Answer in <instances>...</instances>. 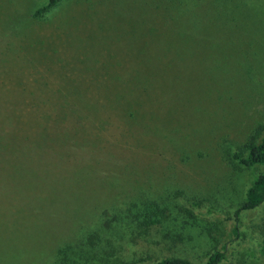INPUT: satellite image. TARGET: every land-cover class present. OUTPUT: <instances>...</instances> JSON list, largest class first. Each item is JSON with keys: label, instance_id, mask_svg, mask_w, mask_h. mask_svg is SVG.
<instances>
[{"label": "rangeland", "instance_id": "obj_1", "mask_svg": "<svg viewBox=\"0 0 264 264\" xmlns=\"http://www.w3.org/2000/svg\"><path fill=\"white\" fill-rule=\"evenodd\" d=\"M47 2L0 0V264H204L264 172V0Z\"/></svg>", "mask_w": 264, "mask_h": 264}, {"label": "trees", "instance_id": "obj_2", "mask_svg": "<svg viewBox=\"0 0 264 264\" xmlns=\"http://www.w3.org/2000/svg\"><path fill=\"white\" fill-rule=\"evenodd\" d=\"M57 0H48V2L40 7L36 13L40 14L52 7ZM246 153L240 158V162L250 167L253 165H264V133L257 139L254 135L242 147ZM234 156L239 158V153L235 152ZM264 203V172L258 174L252 184L247 188L245 200L239 208L234 211L230 219V230L232 238L220 245L214 250L204 262V264H245L248 257H237L236 249L238 248V240L243 234L246 227V219L249 212L257 209ZM264 218V215H263ZM264 226V219H263ZM261 251L264 253V246ZM237 258V259H235ZM154 264H194L187 259L180 257H165L156 261Z\"/></svg>", "mask_w": 264, "mask_h": 264}]
</instances>
